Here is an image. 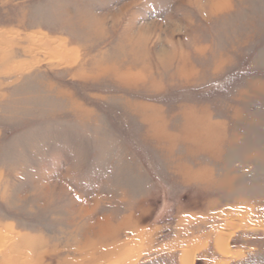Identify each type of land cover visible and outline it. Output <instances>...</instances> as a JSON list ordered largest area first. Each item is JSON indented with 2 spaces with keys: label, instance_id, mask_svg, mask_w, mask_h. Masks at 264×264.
I'll list each match as a JSON object with an SVG mask.
<instances>
[{
  "label": "rangeland",
  "instance_id": "obj_1",
  "mask_svg": "<svg viewBox=\"0 0 264 264\" xmlns=\"http://www.w3.org/2000/svg\"><path fill=\"white\" fill-rule=\"evenodd\" d=\"M186 255L264 264V0H0V264Z\"/></svg>",
  "mask_w": 264,
  "mask_h": 264
},
{
  "label": "bare ground",
  "instance_id": "obj_2",
  "mask_svg": "<svg viewBox=\"0 0 264 264\" xmlns=\"http://www.w3.org/2000/svg\"><path fill=\"white\" fill-rule=\"evenodd\" d=\"M224 245L223 244H221V248L223 247ZM224 251V250H223ZM223 253V252H222ZM227 253H228V251H227ZM184 261L186 262V264H190L192 261L189 259V257L186 255L185 256V258H184V260L182 261L183 263H184Z\"/></svg>",
  "mask_w": 264,
  "mask_h": 264
}]
</instances>
